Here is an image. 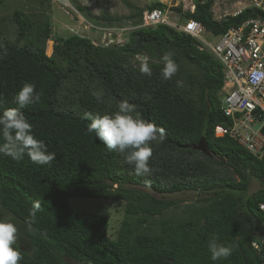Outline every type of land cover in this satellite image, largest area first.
Segmentation results:
<instances>
[{"label":"trees","instance_id":"obj_1","mask_svg":"<svg viewBox=\"0 0 264 264\" xmlns=\"http://www.w3.org/2000/svg\"><path fill=\"white\" fill-rule=\"evenodd\" d=\"M212 2L198 1L194 12L175 9L214 33L264 15L248 9L220 22L210 12ZM130 6L136 12L129 18L138 23L145 9L164 4ZM31 16L16 12L15 36L0 39V113L18 107L14 95L25 83L33 84L41 101L21 111L56 159L39 165L26 154L15 161L0 153V207L22 221L17 223L27 227L30 243V250L15 245L23 255L20 264H264V151L256 156L230 134H215L216 125L229 123L221 107L223 65L217 57L191 35L163 24L133 29L123 44L96 45L85 36L60 35L48 55L51 24ZM104 19L112 25L121 18ZM165 52L178 65L170 80L161 75ZM139 55L148 57L151 76L140 73ZM94 91L102 93L100 100ZM124 100L136 105L135 115L165 130L162 140L150 144L147 175L135 174L94 133L85 134L90 123L85 113L111 114ZM201 137L210 153L194 148ZM220 166L234 170L238 179L223 174ZM253 178L262 186L246 195ZM130 185L159 193L198 191L202 196L182 204ZM71 197L126 201L127 217L118 236L109 235L106 216L77 217ZM35 201L41 209L29 223ZM171 207L182 215L164 216ZM213 239L232 246V254L212 260L208 244Z\"/></svg>","mask_w":264,"mask_h":264},{"label":"built area","instance_id":"obj_2","mask_svg":"<svg viewBox=\"0 0 264 264\" xmlns=\"http://www.w3.org/2000/svg\"><path fill=\"white\" fill-rule=\"evenodd\" d=\"M163 7L145 9L141 22L131 28H107V35L117 44L126 41L125 29L167 25L194 37L200 48L211 52L223 65L221 107L229 118L227 125H217L218 135L230 134L249 152L261 156L264 151V15L249 17L224 32L214 33L196 19H187L183 12H194L198 1L157 0ZM248 9L264 14V0H213L210 12L215 20L237 17ZM121 35V36H119ZM258 123L259 126L255 127ZM264 210V201L260 203ZM260 248L258 242H254Z\"/></svg>","mask_w":264,"mask_h":264},{"label":"clouds","instance_id":"obj_3","mask_svg":"<svg viewBox=\"0 0 264 264\" xmlns=\"http://www.w3.org/2000/svg\"><path fill=\"white\" fill-rule=\"evenodd\" d=\"M126 38V37H125ZM172 53L165 52L162 56L164 67L161 75L164 80L172 79L178 72V65L172 59ZM140 62L139 71L143 75L151 76L148 57L137 56ZM222 90V89H221ZM220 90V92H221ZM97 100L102 98V93H92ZM41 95L35 91V86L25 83L14 95L13 103L18 107H6L0 113V153L20 161L26 154L30 160L39 165H51L56 159L54 152H49L47 145L33 134V125L27 120L21 109L38 104ZM3 101H0V105ZM136 113V105L127 100L117 105V111L103 115L85 113L87 124L85 134H95L109 150L116 151L124 157V161L134 168L137 175L151 173L149 160L152 157V142L162 140L165 130L158 128L151 121L140 118ZM220 125V124H218ZM217 126V125H216ZM215 134L216 127H215ZM41 209L40 201H35L29 212L30 221L34 222L37 212ZM18 239V228L11 220L0 219V264H20L23 259L22 252L15 247ZM212 260L227 258L232 254L233 247L218 244L214 239L208 244Z\"/></svg>","mask_w":264,"mask_h":264},{"label":"rangeland","instance_id":"obj_4","mask_svg":"<svg viewBox=\"0 0 264 264\" xmlns=\"http://www.w3.org/2000/svg\"><path fill=\"white\" fill-rule=\"evenodd\" d=\"M157 0H4L0 4V39L12 38L15 36L17 25L14 20V14L21 12L25 16L34 15L33 19H39L41 22L49 21L51 24V36L46 41V53L52 55L54 52L55 38L57 36L80 35L91 39L96 44H110L116 42V38L107 35V28L119 27L118 32L124 28H131L136 20L129 18L135 14L136 10L131 5L140 9L145 8L148 4ZM78 6L83 8L78 10ZM105 15L111 18L119 17V21L113 22L112 25L105 20ZM32 17V16H31ZM123 32L128 34L132 29H125ZM121 36V35H119ZM144 56V55H139ZM147 57V56H146ZM137 57H135V60ZM139 61V60H137ZM222 93H219L221 97ZM259 124L256 123L255 127ZM226 176L238 179L235 171L228 169L225 166L219 167ZM131 187L151 193L158 198L174 199L181 201L182 204L196 201L202 194L198 191H188L180 193H159L147 187L139 185H130ZM260 182L253 178L251 179L249 190L246 195H249L259 188ZM116 187V186H115ZM69 203L74 213L79 218H87L89 220H97L99 216H106L109 221V235L116 238L122 227L123 220L127 217L125 208L126 201H113L105 198L94 197H71ZM182 215L177 207H171L166 211V217L178 218ZM160 218V216H157ZM165 217V218H166ZM0 219L17 220L12 221L18 228L17 243L23 248L30 250L29 239L26 235L27 227L20 222L12 213L4 211L0 207ZM19 220V221H18ZM135 220V219H134ZM133 220V221H134ZM22 222V221H21ZM146 224H142L140 228L145 229ZM264 234V231H262ZM67 264H76L75 261L69 260Z\"/></svg>","mask_w":264,"mask_h":264},{"label":"water","instance_id":"obj_5","mask_svg":"<svg viewBox=\"0 0 264 264\" xmlns=\"http://www.w3.org/2000/svg\"><path fill=\"white\" fill-rule=\"evenodd\" d=\"M194 148L206 153H210L205 137H201L198 143L194 145Z\"/></svg>","mask_w":264,"mask_h":264}]
</instances>
